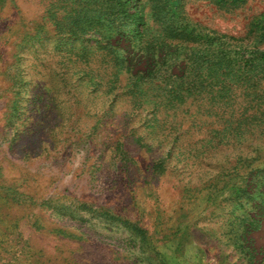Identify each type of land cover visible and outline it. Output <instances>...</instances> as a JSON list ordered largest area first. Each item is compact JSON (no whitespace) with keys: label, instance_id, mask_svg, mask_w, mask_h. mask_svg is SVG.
Segmentation results:
<instances>
[{"label":"rangeland","instance_id":"rangeland-1","mask_svg":"<svg viewBox=\"0 0 264 264\" xmlns=\"http://www.w3.org/2000/svg\"><path fill=\"white\" fill-rule=\"evenodd\" d=\"M0 264H264V0H0Z\"/></svg>","mask_w":264,"mask_h":264}]
</instances>
